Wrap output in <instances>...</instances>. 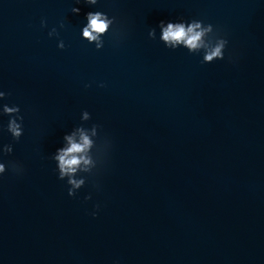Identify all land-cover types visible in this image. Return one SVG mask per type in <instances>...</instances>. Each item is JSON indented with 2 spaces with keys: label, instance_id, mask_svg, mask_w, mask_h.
<instances>
[{
  "label": "clouds",
  "instance_id": "clouds-1",
  "mask_svg": "<svg viewBox=\"0 0 264 264\" xmlns=\"http://www.w3.org/2000/svg\"><path fill=\"white\" fill-rule=\"evenodd\" d=\"M84 2L89 5L97 4V0H84ZM76 3H80V0H76ZM71 11L75 14H78L80 9L73 7ZM86 20L87 23L82 28V37L87 39L89 43L93 41H99L100 37L106 34L115 22L114 17L109 18L107 14L100 11L88 12L86 14ZM41 24L42 27L46 26L45 21H42ZM61 27H63V25H61ZM159 27L162 31V39L165 42L173 43V45L175 43L182 42L191 50L201 47L202 37L213 31V26L211 24L205 25L202 21L195 19L191 22L178 21L165 23L161 21ZM48 35L51 37L53 35H58V33L56 29L53 28L48 33ZM148 35L149 37L154 38L155 29H151ZM227 43L228 41L226 39H220L219 43L214 48L206 52L202 62L211 63L214 60L223 59L224 49ZM58 47L63 49L65 47L64 42L60 41ZM96 48H102V44L97 43ZM6 95L8 94L0 91V100H3ZM2 113L10 117L7 124V131L11 134L14 140L18 141L23 135L22 122L24 119L23 116L20 115L19 106H8L7 104H4L2 106ZM89 115L90 114L87 111H84L85 119H87ZM93 127L95 129L97 126L94 125ZM65 139L68 141L69 146L67 148L57 149L56 153L52 156V159L58 161V178L60 180H64L66 176L68 177L67 184L71 185V187L68 188V195L70 197H74L77 193L76 190L85 185V179L77 180L73 178V175L77 172V169L81 163L84 165L91 163L90 159L80 155L89 149L91 146V141L89 140L88 136L84 135L83 132H81L79 143L75 142L72 136H66ZM12 151L13 147L11 144L4 145L2 149H0V152L5 155L11 154ZM9 166L15 173H21L23 171L22 166L16 162H10ZM85 170L87 171L88 169ZM5 171V163L0 162V175H2ZM85 199L90 200L91 195L85 197ZM92 215L95 216L96 213L93 212Z\"/></svg>",
  "mask_w": 264,
  "mask_h": 264
}]
</instances>
